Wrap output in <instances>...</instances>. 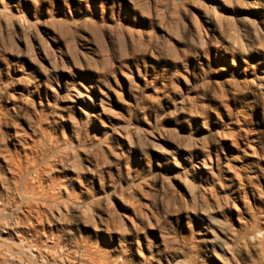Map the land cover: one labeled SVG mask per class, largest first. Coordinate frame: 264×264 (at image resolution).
Segmentation results:
<instances>
[{
	"label": "rangeland",
	"instance_id": "374dc122",
	"mask_svg": "<svg viewBox=\"0 0 264 264\" xmlns=\"http://www.w3.org/2000/svg\"><path fill=\"white\" fill-rule=\"evenodd\" d=\"M18 257L264 264V0H0Z\"/></svg>",
	"mask_w": 264,
	"mask_h": 264
},
{
	"label": "bare ground",
	"instance_id": "6f19581e",
	"mask_svg": "<svg viewBox=\"0 0 264 264\" xmlns=\"http://www.w3.org/2000/svg\"><path fill=\"white\" fill-rule=\"evenodd\" d=\"M6 256H7L8 259H11V260L14 258L13 255L8 254V253H6ZM47 257H48V255H46V258H47ZM46 258H45V259H46ZM18 260H19V261H23V264H28V262H25V261H24L22 258H20V257H18Z\"/></svg>",
	"mask_w": 264,
	"mask_h": 264
}]
</instances>
